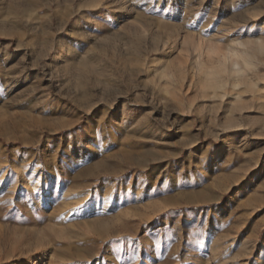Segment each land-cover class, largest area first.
Returning a JSON list of instances; mask_svg holds the SVG:
<instances>
[{
	"label": "rangeland",
	"instance_id": "1",
	"mask_svg": "<svg viewBox=\"0 0 264 264\" xmlns=\"http://www.w3.org/2000/svg\"><path fill=\"white\" fill-rule=\"evenodd\" d=\"M0 264H264V0H0Z\"/></svg>",
	"mask_w": 264,
	"mask_h": 264
},
{
	"label": "bare ground",
	"instance_id": "2",
	"mask_svg": "<svg viewBox=\"0 0 264 264\" xmlns=\"http://www.w3.org/2000/svg\"><path fill=\"white\" fill-rule=\"evenodd\" d=\"M235 53V52H234ZM236 54V53H235ZM241 56V55H240ZM235 64V63H234ZM231 66H233V65H231ZM239 68H233L232 70H233V72H236V73H238V70ZM230 72V71H229ZM214 82V81H213ZM212 82V83H213ZM214 84V83H213ZM40 193V192H39ZM50 195V192L49 193H47V196H49ZM50 198V197H49Z\"/></svg>",
	"mask_w": 264,
	"mask_h": 264
}]
</instances>
